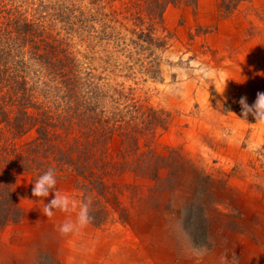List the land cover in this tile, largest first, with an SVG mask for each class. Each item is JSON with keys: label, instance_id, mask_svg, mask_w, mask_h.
<instances>
[{"label": "rangeland", "instance_id": "1", "mask_svg": "<svg viewBox=\"0 0 264 264\" xmlns=\"http://www.w3.org/2000/svg\"><path fill=\"white\" fill-rule=\"evenodd\" d=\"M148 12L134 0H0V52L10 47L2 30L25 40L19 57L0 53V182L21 214L0 230V264L169 263L182 249L178 222L170 229L178 245L165 244L166 233L149 227L158 209L185 220L197 243L200 212L190 205L221 214L243 199L264 227V124L251 114L241 120L238 103L264 92V0L169 5L160 20ZM140 29H152L163 47L150 55L136 48ZM15 57L25 60V84H17ZM71 73L82 87L57 92L56 76ZM132 125L144 134L132 135ZM49 168L53 191L76 207L46 217L54 193L33 197L32 189ZM86 199L91 222L61 234ZM123 239L130 244H117Z\"/></svg>", "mask_w": 264, "mask_h": 264}, {"label": "crops", "instance_id": "2", "mask_svg": "<svg viewBox=\"0 0 264 264\" xmlns=\"http://www.w3.org/2000/svg\"><path fill=\"white\" fill-rule=\"evenodd\" d=\"M234 207L231 208L233 212L222 210L221 214L208 213L204 207L203 216L207 225L206 244L197 246V248L194 247L195 244L192 243L188 229L186 230L185 224L180 221L179 215L175 216V219L168 210H153L159 219L154 223H150L149 227L159 226L161 232L166 233L168 243L165 242V244H174V246L177 244L170 237L172 234L170 229L174 222H178L176 223L177 226L175 224L174 226L179 231L178 236L182 242L179 245L182 246V249L179 256H172L170 262L166 264H264V227H261L263 221L261 211L257 210V214L250 215L247 213L243 199ZM164 213L166 214L162 217L161 215ZM216 216H219L220 220ZM222 217L227 218L229 224L224 223L223 220L221 221ZM250 217L257 218L253 225ZM212 218L218 222V225L214 223ZM234 220L239 222V226L235 227L232 222ZM131 240H133V244L138 241L135 236H132ZM145 241L147 242L145 244H150L151 238L149 237ZM124 243L130 244V240L125 241L123 239L117 244ZM141 261L133 259L132 264H141ZM155 262L154 259L150 258L149 264H156Z\"/></svg>", "mask_w": 264, "mask_h": 264}, {"label": "trees", "instance_id": "3", "mask_svg": "<svg viewBox=\"0 0 264 264\" xmlns=\"http://www.w3.org/2000/svg\"><path fill=\"white\" fill-rule=\"evenodd\" d=\"M108 2H113L115 0H107ZM135 4L137 3H141V5L144 7V8H147V10L149 11L148 12V15L147 17H150L152 16V19H154L153 16H156V18L158 20L161 19V16H162V13L164 11V9L171 5V6H174V5H189L191 7H194L196 6L198 0H140V1H137V0H134ZM151 13V14H150ZM19 17H22L21 15H19ZM12 22V21H11ZM29 24H27L26 22L23 23V24H17L15 29H19V31H23L24 29H26V27H28ZM2 34L3 36L5 35L7 40L10 42V47H9V50H5V51H1L0 53H4L6 55V53L9 51V54L10 56L11 55H14L16 54L17 57H19V55L17 54V51L18 49H21L22 47L25 46V40H23L24 36L20 37V38H13L12 35H8L7 34V31H3L2 30ZM139 36L137 37L138 41L137 43H140V44H136V48H140L144 51H149V55L150 54H153L154 53V50L153 49H157V48H162L163 47V44H162V40H160L159 38L155 37L153 32H152V29H140V32L138 34ZM28 55H31V53L29 52ZM40 55H38L37 53L34 54V58H32L33 60H35L36 62L39 61V60H42V65H48V60L44 59V58H39ZM16 58V57H15ZM157 57H155L153 60H151V63L152 64H155V66H158L159 65V60L156 59ZM5 60V59H4ZM16 64H18L19 66L17 67V74L19 75L18 76V82L17 84H25L26 83V78H24V67L23 65L25 64V60L21 57L19 59L16 58ZM6 61V60H5ZM1 62V60H0ZM23 62V63H22ZM26 62H28V59H26ZM2 63V62H1ZM26 65V64H25ZM1 66H6L5 64H1ZM58 82L60 83V86L57 87V92H61L63 89L62 88H66L65 90V93L67 94L69 92V88L67 87H70L71 85V82L72 83H75L76 82V87L75 88H79V87H82V84H83V81L81 80V77L79 76V73H77L74 77L71 73L66 76H64V74H62V77L58 75L56 76ZM70 80V82H69ZM57 82V83H58ZM67 82H69L68 86L67 85ZM78 82V83H77ZM7 88H10V82L7 80ZM101 88H111V85H110V81L108 82H104L101 86ZM48 91L50 92H53L50 88H47ZM41 92H43V88H41ZM77 93V94H76ZM75 95L76 96H79V93L76 92L75 90ZM79 98V97H78ZM23 99L27 100V95L24 94V97ZM26 104H28V101L25 102ZM34 106V105H33ZM41 107H42V112L41 114H44L45 116H47V119H48V115H46V112H44V108L41 104ZM24 108V107H22ZM24 113V111H22V114ZM150 113V111L147 112V114ZM152 113V112H151ZM137 119V116H133L132 117V120L135 121ZM159 121H162L161 119ZM148 123V121H147ZM146 123V125H147ZM149 124V123H148ZM145 125V126H146ZM144 126V127H145ZM133 127V132L131 133L132 135L134 133H138V134H144L140 129H138L135 125H132ZM150 127V126H149ZM149 127L147 126V128L149 129ZM106 128V127H105ZM106 130L108 131V129L106 128ZM150 130V129H149ZM37 133H38V137L40 136H43L42 132H44L43 130H41V128H37L36 129ZM115 131V129L113 130V132ZM97 141L94 140V141H88L87 144L89 145H94V143ZM137 141L138 139L135 137L133 138V142L135 143L134 145L137 146ZM96 160H94L95 162ZM68 163H70V165L76 169L78 167V163L74 161V159L72 158H69L67 160ZM82 163V162H81ZM80 169H83L84 170H87L88 168L87 167H84L82 166ZM4 169L2 166H0V173L3 172ZM155 172V170L153 171ZM79 173H83V172H79ZM156 173V172H155ZM80 175V174H79ZM14 194H13V191L7 187L6 184H4V182H0V230L2 227H4L7 223L13 221V222H16L19 217H20V212L19 210L17 209L16 205H14ZM189 210L190 209H194L196 208L198 210V212H200V214L197 216V219L200 223L197 225V229L200 230V235H199V239L201 242L197 243L195 241V238L192 236V234L187 230L188 226H186L185 224V220H184V224H185V228L186 230L189 232V236L192 240V243H194L196 246H200V245H204L206 244V230H207V225H206V219L205 217L203 216V211L201 209V207L199 205H190L189 207Z\"/></svg>", "mask_w": 264, "mask_h": 264}, {"label": "clouds", "instance_id": "4", "mask_svg": "<svg viewBox=\"0 0 264 264\" xmlns=\"http://www.w3.org/2000/svg\"><path fill=\"white\" fill-rule=\"evenodd\" d=\"M209 78L213 74H207ZM241 107V120L246 121L248 115H252L256 122L264 124V92H258L256 94L255 102L252 105L247 103L246 97H241L238 101ZM57 178L55 171L49 168L42 173L34 183L32 189L33 197H48L49 193H54V198L48 204H44L43 214L46 217L53 216V210H59L62 212H69L76 207L75 201L71 200L68 195H62L58 190L53 191L56 188ZM90 200H84L79 205V211L75 223L69 221L63 223L59 227L61 234H68L72 232L77 226L83 228L91 222V216L89 215ZM206 251V250H205Z\"/></svg>", "mask_w": 264, "mask_h": 264}]
</instances>
